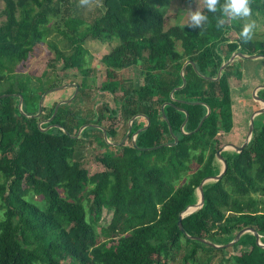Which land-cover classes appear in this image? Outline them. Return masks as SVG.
Returning <instances> with one entry per match:
<instances>
[{
    "label": "trees",
    "instance_id": "trees-1",
    "mask_svg": "<svg viewBox=\"0 0 264 264\" xmlns=\"http://www.w3.org/2000/svg\"><path fill=\"white\" fill-rule=\"evenodd\" d=\"M171 1L102 0L79 32V0H0V264H153V255L167 258L182 245L187 246L185 262L202 245L211 249L202 248L208 255L217 250L185 232L224 244L246 226L264 243L259 205L264 198V122L255 126V118L242 149L220 152L226 169L203 183L204 201L181 219L184 231L177 225L181 211L197 202L200 181L221 170L217 135L233 127L231 88L241 77L238 57L217 76L218 68L234 52L264 55V39L243 44L238 36L242 25L235 22L237 35L228 37L227 28L217 29L214 15L207 12L209 23L200 32L185 24L168 26ZM251 9V18H264V0H252ZM112 33L117 43L104 57L106 78L99 86L112 104L87 100L81 82L76 83L78 95L54 112L56 103L72 93L49 100L48 89L63 82L60 75L54 72L45 83V69L38 75L17 74L15 67H25L52 34L60 47L51 44L54 56L46 65L54 71L60 60L62 70L76 69L84 77L92 72L86 61L88 37L108 43ZM192 42L199 47L191 49ZM163 43L170 48L165 58ZM185 61V83L175 88L182 84ZM135 64L136 83L120 72ZM46 90L39 114L31 116ZM256 93L264 99V87ZM140 114L149 123L133 145L132 133L147 122ZM83 124L98 127L88 125L74 136ZM82 136L108 148L94 155L102 171L88 174L89 161L74 156ZM106 173L115 175L113 183H106ZM87 187L92 220L80 203ZM30 195L39 196L42 205ZM103 209L111 218L97 232ZM234 245L246 250L222 264H264V247L252 232L242 233Z\"/></svg>",
    "mask_w": 264,
    "mask_h": 264
},
{
    "label": "rangeland",
    "instance_id": "rangeland-1",
    "mask_svg": "<svg viewBox=\"0 0 264 264\" xmlns=\"http://www.w3.org/2000/svg\"><path fill=\"white\" fill-rule=\"evenodd\" d=\"M79 5V2H78ZM0 6L2 4L0 3ZM194 6L202 7L200 0H194ZM80 18L81 22L78 25L79 32L85 31L87 27V22L90 19V14L93 10V7L80 8ZM169 17H166V23L167 25H172L175 23L178 24H186L187 23V11H186V3H184L182 0H172L170 2V5L168 7L167 11ZM256 23V29L253 35V38H260L264 39V18L263 17H256L251 18ZM239 23L242 25L245 21H230L224 25L226 30V36L228 37H235L237 35V32L235 28L233 27V23ZM54 25H52L53 27ZM55 28V26H54ZM88 48V55L86 58V61L88 63V66L92 69V72L89 74H86L84 77H82V74L78 72L76 69H61V61L58 60L57 62H54L55 64V70L52 71V68L50 66L46 65L47 59L54 56V52L51 48V44L55 43L58 47H60L59 43H56V39H54L52 34H49L46 36L44 41L38 44V46L35 48V52H32L28 58V61L26 62L25 67H21L19 64L15 67L17 74H23V73H30L34 75H38L42 70L45 69L44 72V78L43 81L45 83H49L53 79L54 72L60 75L63 81L62 84H79L83 82L82 85H80V88L82 87L87 95V100H95L99 99L100 101L108 102L112 104V97L109 93H106L102 90H99V86L105 81L106 78V71H105V55L108 53L112 46L116 45L117 39L116 35L112 33L110 37V41L108 43L105 42H98L96 40H92L88 37V40L86 41ZM199 43L192 42V45L190 46L191 49L198 48ZM68 49L63 48V51L66 52ZM170 53V48L167 44L163 43L162 47V58H165ZM239 60V69L241 71V77L237 78L238 82L235 86H232L231 88V94H232V109H233V127L230 132L223 133L222 130L220 133H218L217 138L219 140V147L223 145L226 149H234L232 146H226L225 144L229 141L235 145H240L243 143L246 137L247 129H248V122L250 118V114L258 109L259 107H264L263 103L255 98L253 95V89L256 85L261 84L264 82V60L262 57L257 58H241L238 57ZM18 69V70H17ZM121 75L123 78L127 80H131L134 83H136L139 78L138 76V65H133L130 67H126L122 69ZM69 85H66L64 87H59L57 89H51L49 91L51 92V96L49 100L53 98H58L61 96L69 95V93H74L72 91V88L68 87ZM73 86V85H70ZM54 91V92H53ZM78 92L74 93L73 97L78 95ZM71 93V95H72ZM257 95V93H255ZM78 99V98H77ZM77 99L74 101L76 102ZM75 106H77V103H75ZM255 118V119H254ZM254 123L255 126L258 122H264V111L256 114L254 117ZM175 125L179 123V120H175ZM98 127L97 124H94ZM93 125V126H94ZM87 126L83 127L80 130V133L86 128ZM103 130V129H102ZM104 131V130H103ZM104 135V133H103ZM83 139L76 143L74 148V156L79 157L82 156L84 159L89 161L88 166V174H93L98 171H102L103 167L99 162H97L94 158V155L96 153H103L105 150H107V147H100L98 144L94 142H90V138H86V136H82ZM110 143V142H108ZM127 143V142H125ZM106 183L110 184L115 181V175L111 173H106ZM83 193V197L81 198V204L86 210V216L88 219L92 220L93 217L91 216L90 212V198L88 196L89 193V187H87ZM29 198L34 201L39 206L42 205V199L39 196L36 195H30ZM260 209L264 210V198H262L259 202ZM103 218L100 220L98 225L96 226L97 232L100 230L101 225H105L106 221L111 218L110 212L103 209L102 211ZM183 219V218H182ZM186 226H188L186 219L183 221ZM192 244V243H190ZM187 247V246H186ZM186 247L184 245L181 246L180 249L173 250L171 252V255L167 258L162 256L153 255L151 257V262L153 264H222L226 262V260H223L224 258L230 259V256L233 253L241 252L242 250H246L243 246L240 245H231L230 247H224L221 248L223 250H220L217 248L216 251L210 252L205 251L204 249L211 250L209 246L202 245L201 248L197 249V252L192 260L188 259L187 261H183V255L186 250ZM230 263L233 261L230 259ZM65 263H68L66 261ZM228 263V264H230Z\"/></svg>",
    "mask_w": 264,
    "mask_h": 264
},
{
    "label": "water",
    "instance_id": "water-1",
    "mask_svg": "<svg viewBox=\"0 0 264 264\" xmlns=\"http://www.w3.org/2000/svg\"><path fill=\"white\" fill-rule=\"evenodd\" d=\"M235 57H242V58H249V59H252V58H257V57H264V55H262V54L246 55V54H243V53H241V52H239V51H238V52H234V53H232V54L228 57V59H227L226 61H224V62L219 66V68H218V72H217V76L220 74V71L222 70V68H223L226 64H228L232 59H234ZM186 63H188V61H185V62L183 63V65H182L181 69H180V75H181V78H182V84H181L180 86H178V87H175V88H180V87H182V86L184 85V83H185V78H184V76H183V69H184V66L186 65ZM190 63H191V62H190ZM66 85H74V87H75L74 93L76 92V90H77V85H76V84H73V83H68V84H65V83H64V84H61V85H59V86H57V87H54V88H51V89H57V88H59V87L62 88V87H64V86H66ZM262 87H264V82L261 83V84L256 85V86L254 87V89H253V95L255 96L256 99H258L259 101H261V102L263 103V105H264V99L261 98V97L258 96V95H255L256 90L259 89V88H262ZM48 90H50V89H48ZM48 90H46L45 92H43V94H42L41 97L39 98V101H38V111H37V113L34 114V115H31V116H36V115L39 114V112H40V110H41V107H42V101H43L44 95L47 93ZM173 90H174V89H173ZM173 90H172V91H173ZM172 91H171V93H172ZM74 93H73L69 98H67V99L59 100V101L56 103V105H55L54 112L56 111V108H57V106H58L60 103L67 102L68 100H70V99L73 97ZM18 108H19L20 111H22V110H21V96H20V95H19V101H18ZM262 111H264V107H259L258 109L254 110V111L250 114L249 125H248V129H247L246 137H245V140L243 141L242 144H240V145H235V144H233V143H228L227 145H228V146H232V147H234V149H237V150L242 149V147L248 142V140H249L250 137H251V133H252V129H253V118H254V116H255L256 114L262 112ZM54 112H53V113H54ZM162 113H163V106H162ZM208 113H209V108H207V112H206V114L204 115V117H206V115H207ZM184 114H185V117H184V120H183V122H182V124H181V128H182L183 124L185 123V121H186V119H187V112L184 111ZM140 115H141V114H140ZM141 116L145 117L147 122H146V125H145L144 127H141V128L137 129L136 131H134V132L132 133L131 137H132V143H133V145H135V138H134L135 135H136L140 130L144 129V128L148 125V123H149V120H148L147 116H145V115H141ZM134 117H136V115L133 116V117L129 120V122H128V123H129V125H128V130H127V132H126V134H125V136L123 137V139H122L121 142H123V140L126 138V136L128 135V133L130 132V122L133 120ZM204 117H203V118H204ZM203 118H202V119H203ZM200 123H201V121H200ZM200 123H199V125H200ZM88 125H92V126H93L94 124H83V125H81V126L78 128V131H77L76 135H74V136H77L78 133H80V130H81L83 127L88 126ZM199 125H198V126H199ZM94 126H95V125H94ZM169 130H171V129H170V126H169ZM103 133H104V136H105V132H104V131H103ZM173 137H174V142H173V143H175L176 140H177V138H176L175 136H173ZM173 143H172V144H173ZM169 144H171V143H169ZM223 148H224V147L221 146V147H219V149L216 151V155H217V157L220 159V161H221V163H222L221 170H220L216 175L204 177V178L200 181V183H199V185H198V200H197V202H195L194 204L187 205V206L185 207V209L182 210L181 213L179 214V217H178V220H177V225H178L179 229H181L182 231H184V228H183V226H182V224H181V219H182L186 214H188V213H190V212L196 210L197 208H199V207L202 205L203 201H204L203 189H202V185H203V183L206 182L207 180H210V179H218V178L224 173V171H225V169H226V162H225V160L222 158V156L220 155V152L222 151ZM247 231L252 232V233L254 234V236H255V242H256L258 245L264 247V243L260 242V240H259V234H258V233H257L252 227H249V226H246V227L241 228L239 231H237V233L234 235V237H233L232 240H230L229 242L224 243V244H216V243H213V242L207 241L206 239H203V238H201V237L187 234L186 232H185V234H186V236L189 237V238L197 239V240L203 241V242H205V243H207V244H209V245H211V246H213V247H216V248H224V247H228V246L234 245V243L237 241V239L239 238V236H240L242 233L247 232Z\"/></svg>",
    "mask_w": 264,
    "mask_h": 264
},
{
    "label": "clouds",
    "instance_id": "clouds-1",
    "mask_svg": "<svg viewBox=\"0 0 264 264\" xmlns=\"http://www.w3.org/2000/svg\"><path fill=\"white\" fill-rule=\"evenodd\" d=\"M187 11V26L191 30L202 31L209 23L207 13H212L215 19L217 29L223 28L230 21H245L242 24L238 36L243 44L249 43L254 35L256 23L251 19L252 0H200L202 7L194 6V0H185ZM81 7H99L102 6V0H79Z\"/></svg>",
    "mask_w": 264,
    "mask_h": 264
},
{
    "label": "flooded vegetation",
    "instance_id": "flooded-vegetation-1",
    "mask_svg": "<svg viewBox=\"0 0 264 264\" xmlns=\"http://www.w3.org/2000/svg\"><path fill=\"white\" fill-rule=\"evenodd\" d=\"M228 143H230V142H228ZM228 143H226L225 145L227 146ZM221 146H223V145H221ZM221 146H220V147H221ZM224 149H226V148H223L222 150H224Z\"/></svg>",
    "mask_w": 264,
    "mask_h": 264
},
{
    "label": "crops",
    "instance_id": "crops-1",
    "mask_svg": "<svg viewBox=\"0 0 264 264\" xmlns=\"http://www.w3.org/2000/svg\"><path fill=\"white\" fill-rule=\"evenodd\" d=\"M248 125H249V122H248ZM230 142V141H229ZM231 143V142H230ZM233 143V142H232Z\"/></svg>",
    "mask_w": 264,
    "mask_h": 264
}]
</instances>
